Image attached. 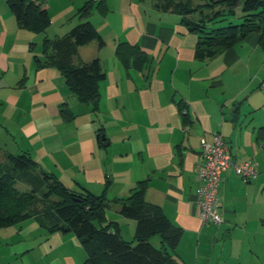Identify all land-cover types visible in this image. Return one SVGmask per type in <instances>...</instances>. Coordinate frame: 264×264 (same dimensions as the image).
Segmentation results:
<instances>
[{"label":"crops","instance_id":"crops-1","mask_svg":"<svg viewBox=\"0 0 264 264\" xmlns=\"http://www.w3.org/2000/svg\"><path fill=\"white\" fill-rule=\"evenodd\" d=\"M8 1L0 0V162L28 152L68 189L109 200L128 197L144 181L145 201L182 230L175 248L182 264H264L259 35L201 58L199 33L179 11L189 0H44L50 24L41 33L20 27ZM90 1L86 18L103 45L76 46L70 61L79 66L98 59L104 77L95 111L55 66L36 62L45 60L43 38L64 39ZM120 45L127 64L116 53ZM62 108L72 118L65 119ZM215 135L236 162L252 160L258 170L247 183L231 169L221 174L218 225L202 224L196 203L200 139L212 142ZM106 216L119 228L128 223L134 237L135 220L122 216L118 205L111 204ZM150 241L159 245L157 235ZM86 256L72 232H49L35 217L0 228V264H85Z\"/></svg>","mask_w":264,"mask_h":264},{"label":"trees","instance_id":"trees-1","mask_svg":"<svg viewBox=\"0 0 264 264\" xmlns=\"http://www.w3.org/2000/svg\"><path fill=\"white\" fill-rule=\"evenodd\" d=\"M189 0L179 4V11L191 31L199 33L197 55L213 57L251 33L259 35L264 49V0ZM20 27L41 33L50 24L44 0H9ZM93 3L79 8L81 20L64 39L52 41L43 38L45 60L37 58L38 67L53 65L64 77L70 91L81 103H90L96 110L98 83L103 79L98 59L79 66L71 64L76 46L103 40L86 18ZM240 7V14L236 8ZM126 47L120 45L116 53L127 64ZM65 119L70 111L61 109ZM23 185V186H22ZM25 186V187H24ZM145 182L139 181L126 198L109 200L105 195L95 196L86 190L73 191L54 175L39 169L28 152L9 155L0 162V228L19 224L27 218H38L49 232H72L86 252L85 264H182L175 256L182 230L166 218L162 209L145 201ZM48 204L43 211L37 203ZM111 204L119 206V213L135 220L132 240L123 238L117 222L109 220L106 211ZM157 235L159 245L150 241Z\"/></svg>","mask_w":264,"mask_h":264},{"label":"built area","instance_id":"built-area-1","mask_svg":"<svg viewBox=\"0 0 264 264\" xmlns=\"http://www.w3.org/2000/svg\"><path fill=\"white\" fill-rule=\"evenodd\" d=\"M200 147L202 162L198 168V177L202 185L197 191L196 201L199 218L202 224L218 225L223 221L216 212L221 174L231 169L242 182L247 183L257 177V165L252 160L236 162L220 135H215L212 142L200 139Z\"/></svg>","mask_w":264,"mask_h":264},{"label":"rangeland","instance_id":"rangeland-1","mask_svg":"<svg viewBox=\"0 0 264 264\" xmlns=\"http://www.w3.org/2000/svg\"><path fill=\"white\" fill-rule=\"evenodd\" d=\"M194 2L196 3L197 1L196 0H194ZM240 7H237L236 8V14H240ZM38 206L43 210V211H46V210H48V204L46 203V202H43V204L42 205H40V204H38L37 203V206L36 207H34V208H32L33 210L34 209H37L38 208ZM111 215V214H110ZM109 217V216H108ZM127 222H130V221H127ZM120 229H122V231H123V235H126L125 237V239L126 240H129V239H131L132 237H133V230L131 229V226L128 224V223H120ZM124 238V237H123Z\"/></svg>","mask_w":264,"mask_h":264},{"label":"water","instance_id":"water-1","mask_svg":"<svg viewBox=\"0 0 264 264\" xmlns=\"http://www.w3.org/2000/svg\"><path fill=\"white\" fill-rule=\"evenodd\" d=\"M104 139H105V136L102 135V136H101V140L103 141ZM106 145H107V144H106Z\"/></svg>","mask_w":264,"mask_h":264}]
</instances>
